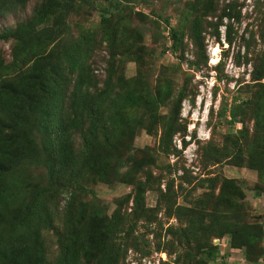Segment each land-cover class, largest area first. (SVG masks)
<instances>
[{"label":"trees","instance_id":"1","mask_svg":"<svg viewBox=\"0 0 264 264\" xmlns=\"http://www.w3.org/2000/svg\"><path fill=\"white\" fill-rule=\"evenodd\" d=\"M28 1L0 0V16L22 11ZM137 1L105 0L108 5L97 25L75 36L66 19L93 1L40 0L30 16L0 32V40L13 39L12 59L4 62L0 55V264H124L129 250L144 255L152 247V240L143 237L140 242L139 224L152 234L154 250L174 254L171 263L165 264H218L221 249L214 240L224 237L229 239L228 252L242 250L249 264L264 257L263 223L250 219L242 202L244 193L231 178L200 177L197 186L203 192L192 198L183 194L184 204L177 202L173 182L168 181L156 204H145V194L155 181L151 167L156 160L150 158L149 147L143 150L145 157L129 154L128 146L140 128L159 137L158 153L178 155L172 141L177 133L186 132L180 114L191 89L186 81L179 85L172 77L179 66L171 73L165 67L149 80L146 70L153 52L147 50L139 28L126 18L128 14L144 20L148 16L141 11L109 10ZM218 1L194 0L178 25L169 29V50L179 60L184 58L185 36L193 41L196 58L189 64L195 68L207 60L208 26L214 27L218 40L219 26L228 18L225 40L232 43L230 20L238 19L239 12L231 0L216 14ZM210 16L217 17L216 24L208 20ZM260 40L263 50L254 59L245 56L246 62L253 60L252 84L247 83L249 89L255 87L253 97L239 103L234 98L229 110V123L242 126L204 152L207 164L227 161L257 171L256 195L264 194V21ZM102 49L107 56L100 82L96 52ZM128 61L137 67L132 77L124 72ZM250 103L249 115L242 108ZM248 120H252L251 129ZM31 126L43 132L39 146L31 137ZM27 164L46 165L45 185L23 182ZM138 173H144V179ZM85 176L96 182L128 184L131 191L116 198L109 212L95 191L85 186ZM62 193L68 196L59 214L53 202ZM160 211L178 224L165 226ZM154 222L164 235L151 228ZM3 228L7 231L2 232ZM50 230L58 244L53 260L47 255L44 237ZM223 250L219 256L229 257Z\"/></svg>","mask_w":264,"mask_h":264},{"label":"rangeland","instance_id":"2","mask_svg":"<svg viewBox=\"0 0 264 264\" xmlns=\"http://www.w3.org/2000/svg\"><path fill=\"white\" fill-rule=\"evenodd\" d=\"M40 0H29L26 7L17 13H11L0 16V32L6 28H14L15 25L30 16L33 8ZM91 6L83 5L77 14L69 16L66 20L71 25L73 34H78L81 30L88 29L97 25L102 10L108 3L105 0H92ZM194 0H138L134 3H125L124 7L120 5L113 6L109 10L123 13H134L141 11L148 16L144 20L133 14H128L126 17L134 26L138 27L142 32L143 43L148 51L153 52L151 61L147 65V73L149 80L153 81L156 75L165 67H168V72H173L175 66H179L174 71L172 77L179 85L184 81L187 82L191 89L190 99L184 100L181 109V119L186 124L185 134L177 133L172 143L180 151L178 155H165L158 153L155 149L158 144V136L149 135L143 129L138 128L128 146L129 154L144 155V149L156 160V164L151 167L154 182L152 188H149L145 194V204L153 207L156 204L159 191H166L168 181L173 182V191L176 192V200L179 204H184L183 194L190 195V198L200 195L203 190L197 186V181L204 175L218 174L235 181V185L240 187L244 193L243 203L249 210L250 219L253 218L257 223H263L264 228V194L256 195L254 186L259 184L258 173L254 169L246 165L236 166L227 161H222L220 164H207L204 152L209 145H220L224 135L230 130L241 128V123L231 125L230 107L234 98H238L236 103L241 102L240 99H251L254 94L255 87H247V83L252 84L251 71L253 69V60L246 62L245 56H250L254 59L258 53L263 50V45L260 40V27L264 21V0H233L235 9L239 12L238 19H231L232 23V43L228 44L225 40L226 23L228 18H223L218 31L220 37L217 40L214 27H207L205 30V55L206 62H201L198 68L189 64L190 60L195 59L197 52L193 41L185 36L184 58L179 60L177 54L169 50L171 39L169 37V29L177 26L183 16L184 10L189 7ZM231 0H219L216 14H219L223 5ZM217 17H208L209 21L216 24ZM166 20V21H165ZM242 37L247 40L248 48ZM13 43L12 37L6 41L0 40V55L4 62H9L12 59L11 46ZM105 50L97 51L96 58L99 60L100 68L95 71L98 80L103 79L105 65ZM93 58L95 56L93 55ZM203 60V58H202ZM179 64V65H178ZM25 68L24 66H22ZM20 72V70H17ZM124 72L127 77H132L137 73L136 64L133 61L126 62ZM264 82V80L262 81ZM247 114L252 112V103L247 109L242 108ZM252 120H248V126L251 129ZM31 133L33 140L39 146L42 141L43 132L39 129L32 128ZM80 139H75V146H79ZM23 172L24 181L37 182L40 185L47 183V167L46 165L27 164ZM124 172L127 169L121 168ZM140 174V175H139ZM139 177L144 179V173H138ZM159 178L160 181L156 180ZM191 179V180H190ZM87 188H92L96 197L108 206L109 212L114 208V200L131 191V186L119 182L109 184L107 182L93 181L90 177L83 180ZM264 185V184H263ZM68 193H62L55 201L57 208H54L56 213L61 214ZM90 195L82 196L83 199L89 198ZM189 198V199H190ZM132 204V203H130ZM130 204L127 210H130ZM53 207V206H52ZM159 219L166 226L170 223L177 225L178 221L175 218H167L163 211H160ZM253 217V218H252ZM55 223L58 220L55 219ZM137 229L140 242L142 238L151 241L152 247L148 248L149 253L140 255V252L129 250L124 260V264H165L171 263L174 254L168 255L167 252H158L154 250L152 234H148L147 230L140 226ZM154 230H160L159 225L154 222L151 226ZM7 229H2L6 232ZM164 235V231H161ZM45 244L49 260H53L57 254L58 244L56 235L53 230L45 232ZM163 242V240H162ZM218 243L216 239L214 243ZM264 246V239L262 242ZM220 251L216 257L217 263L222 260L219 254L224 253L220 247ZM224 262V261H223ZM214 263V262H213ZM227 264H234L228 257ZM238 264V262H237Z\"/></svg>","mask_w":264,"mask_h":264},{"label":"crops","instance_id":"3","mask_svg":"<svg viewBox=\"0 0 264 264\" xmlns=\"http://www.w3.org/2000/svg\"><path fill=\"white\" fill-rule=\"evenodd\" d=\"M225 242V241H224ZM226 244L229 246V241L227 240ZM228 248H226V251L228 252ZM229 258L234 262V264H249L248 262L245 261L244 259V253L242 250L240 249H230L229 250ZM256 264H264V257H262L259 262H257Z\"/></svg>","mask_w":264,"mask_h":264},{"label":"built area","instance_id":"4","mask_svg":"<svg viewBox=\"0 0 264 264\" xmlns=\"http://www.w3.org/2000/svg\"><path fill=\"white\" fill-rule=\"evenodd\" d=\"M218 242H220V245L218 243L215 242V244H218L222 249H226L227 247H229L226 242L228 240V238H222L221 239H216ZM215 241V240H214ZM225 241V242H224ZM220 257H222V255H220ZM228 257H222V260L218 263V264H227L226 261H227ZM224 261V262H223Z\"/></svg>","mask_w":264,"mask_h":264},{"label":"clouds","instance_id":"5","mask_svg":"<svg viewBox=\"0 0 264 264\" xmlns=\"http://www.w3.org/2000/svg\"><path fill=\"white\" fill-rule=\"evenodd\" d=\"M224 238H226V237H224ZM228 241H229V239H228Z\"/></svg>","mask_w":264,"mask_h":264}]
</instances>
